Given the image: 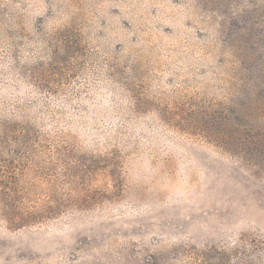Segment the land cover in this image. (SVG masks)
I'll use <instances>...</instances> for the list:
<instances>
[{
  "label": "rangeland",
  "instance_id": "obj_1",
  "mask_svg": "<svg viewBox=\"0 0 264 264\" xmlns=\"http://www.w3.org/2000/svg\"><path fill=\"white\" fill-rule=\"evenodd\" d=\"M0 264H264V0H0Z\"/></svg>",
  "mask_w": 264,
  "mask_h": 264
}]
</instances>
